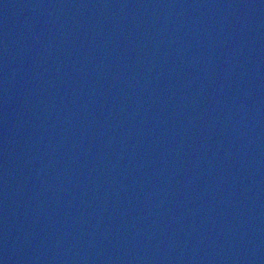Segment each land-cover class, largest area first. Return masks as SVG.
<instances>
[{"label": "water", "instance_id": "obj_1", "mask_svg": "<svg viewBox=\"0 0 264 264\" xmlns=\"http://www.w3.org/2000/svg\"><path fill=\"white\" fill-rule=\"evenodd\" d=\"M0 264H264V0H0Z\"/></svg>", "mask_w": 264, "mask_h": 264}]
</instances>
